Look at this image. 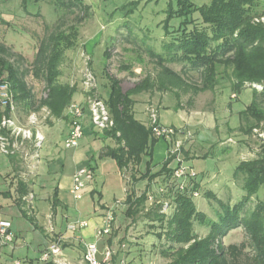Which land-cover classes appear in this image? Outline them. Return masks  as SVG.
<instances>
[{
    "label": "rangeland",
    "instance_id": "1",
    "mask_svg": "<svg viewBox=\"0 0 264 264\" xmlns=\"http://www.w3.org/2000/svg\"><path fill=\"white\" fill-rule=\"evenodd\" d=\"M84 1L90 5L91 14L79 25L76 45L65 50L63 60L59 64L60 75L55 79L57 84H67L76 89L71 102L59 117L53 115L46 105L28 111L16 104L15 124L23 131H29L30 136L23 137V132H20L16 139L12 135L10 137L13 145L9 146V150H14L17 156L15 157V174L10 178L15 177L28 185L30 193L25 196L21 207L29 216H34L38 225L44 232L46 231L49 244L37 249L38 243L46 240L43 231L35 227L31 219L24 216L16 205L18 192L15 186H10L8 192L11 196L8 197L2 192L7 188L2 190L4 187L2 188L0 184V209L8 210L11 207L9 211L14 214L8 215L7 218L12 223V227L19 231V235L14 233V239L11 242L0 243V264H14L16 260L20 262L19 264L42 263L37 258L54 238L51 236L54 212L51 207L47 209L44 200L35 199L36 197L48 198L52 191V178L45 174L49 170L45 164L48 142H57L58 146L62 147L60 134L70 123L69 107L72 103L81 104L79 100L74 99L76 95L83 92L85 98L90 94L91 98L101 99L105 104L107 74L119 78L124 91L133 87L144 77H149L153 87L133 95L135 116L149 125V112L156 110L160 124L172 126L178 130L175 138L181 142V155L186 164L195 169L198 175L197 180L201 183L200 194L193 200L198 210L216 219V212L221 211L222 203L233 205L244 201L242 214L247 217L259 201L264 202V184L255 194L247 196L242 190L241 178L235 180L232 177L238 161L254 158L264 149V120L259 121L247 132L245 129L249 121L240 113L253 99L254 91L257 93L264 91V80L254 82L263 85V89L254 88L248 84L249 82L243 81L240 91H235L232 85L234 79L231 69L224 70L222 66H218L216 86L213 89L196 90L193 86L202 85L201 70L192 68L188 64L170 62L168 66L177 71L184 81L172 85L168 81V76L162 73L161 66L148 54V49L164 53L167 51L164 45L171 41V35H166L162 26L169 0H137L135 7L128 4L132 0ZM192 1L202 4L209 0ZM260 3L264 5V0H260ZM37 12L39 15H36ZM262 15L264 13L255 16L252 21L264 26L261 20H255ZM192 16L196 18L198 13L195 12ZM56 18V11L47 0L38 2L0 0V44L20 54L23 58L19 64L22 68L29 69L38 42L46 33L44 23L53 25ZM72 22L73 19H67L66 25ZM179 23L180 18L173 17L169 22V29H176ZM87 71L94 77L92 89L91 86L87 88L84 84V74ZM25 80L34 94L36 103L47 97L48 89L41 78H35L31 73H27ZM105 129L95 128L93 135L97 140H99L97 133L103 136L102 132ZM39 136H42L41 142L45 150L42 151L43 158L39 157L42 162L38 164V169H33L38 158L34 153H37L36 149L40 144ZM165 140L161 138L156 148ZM104 144V149L118 145L112 137L105 138ZM26 153L33 154L34 158L24 160L22 156ZM1 157H7V155L0 151ZM99 157L102 159H96L99 167L96 177L97 190L100 192L98 194L103 193L101 202L108 206L106 210L112 213L114 223L110 234L103 237V242L102 239L97 241V257L102 258L101 248L105 243L115 252L114 263L123 260L126 264H167L173 259V255L165 256L163 252L168 243L166 237L164 235L159 237L158 233H163L164 230L159 226L158 221L150 222L144 215L145 210L152 205L146 203L144 210L133 215L126 213L127 205L124 202L126 193L133 190L136 195H139L147 187L146 180L134 181L133 175L138 173L134 171L135 168L131 164L124 170L123 176L121 175L124 187L122 189L120 182L112 180L113 173H107L109 163H113L115 173L114 160L101 155ZM103 164L107 168L106 173H101ZM141 167L143 169L144 165ZM0 172H3L2 169ZM103 182H105L104 186ZM158 187L157 182H152L148 191L158 195ZM31 194L34 196L33 202H36L39 213L36 212L35 205L36 211L29 206ZM94 200L95 203L100 200L97 194ZM72 201L75 202V206L70 203L67 212L60 213L59 216L63 217V220L56 229L64 230L66 222L76 220H86L89 225L92 223L96 214L90 196H83L81 199ZM172 210L171 207L164 206L167 217ZM194 231L203 237L207 234L208 228L195 221ZM78 232L79 230L75 234ZM108 238H110L109 242ZM245 239L243 228L238 227L231 229L221 241L224 245H228L238 244ZM65 241L62 239V258L69 264L64 258V254L69 252V249H64ZM17 247L20 249L18 250ZM30 248L32 250H29ZM250 255L251 251L247 248L240 258L246 259Z\"/></svg>",
    "mask_w": 264,
    "mask_h": 264
},
{
    "label": "trees",
    "instance_id": "2",
    "mask_svg": "<svg viewBox=\"0 0 264 264\" xmlns=\"http://www.w3.org/2000/svg\"><path fill=\"white\" fill-rule=\"evenodd\" d=\"M47 1L54 7L57 18L53 25L44 23L46 33L38 42L31 67L22 68L19 61L23 57L10 47L0 44V77L8 83L17 105L28 111L46 105L53 115L59 117L76 92L75 88L67 84L56 83L55 79L61 72L59 64L65 50L76 45L79 25L89 18L91 7L84 0ZM137 2L132 0L128 4L135 7ZM165 11L162 26L164 33L171 35V41L164 45L167 49L164 53L148 49V54L161 66L162 73L168 76L172 85L184 81L177 71L168 66L170 62L188 64L201 70L202 85L193 86L196 90L213 89L216 86L218 66L224 70L231 69L235 91H240L243 81L251 83L264 80V26L252 21L255 16L264 13V5L260 0H209L202 4L192 0H169ZM195 12L198 13L196 18L192 16ZM173 17H179L180 23L176 29L170 30L169 22ZM67 19H73V22L66 25ZM27 73L46 83L47 97L38 103L25 80ZM107 79L104 102L113 125L102 132V137H112L118 145L106 147L101 157L112 158L122 176L124 170L132 164L138 173L133 175L134 181L147 182L146 189L139 195L133 190L126 193L124 202L127 214L133 215L144 210L148 203V193H151L148 191L150 183L157 182L159 187H164L163 192L158 191V195H154V202L145 210L144 215L150 222L158 221L164 230L158 233L159 237L164 235L168 243L163 252L165 256L173 255L167 264H264V202L259 201L247 217L242 214L244 201L233 205L222 203L221 211L216 212V219L198 210L192 197L193 190L198 189L200 192L198 175L184 191H179L172 178L175 165L173 156L167 155L158 169L151 168L152 148L158 138L153 135L149 125L135 116L133 98V95L153 87L149 77H144L125 91L119 78L107 74ZM253 94L250 103L240 111L249 121L245 129L247 132L264 120V91H254ZM5 114L9 115L8 107ZM141 165H144L143 169ZM89 167L94 170L91 165ZM232 177L235 180L241 178V187L247 196L255 194L264 184V149L254 158L238 161ZM17 190L16 204L22 214L28 216L35 227L40 228L21 207L22 196L29 192L28 185L18 180ZM163 199L168 200V207L173 209L168 217L161 201ZM195 221L208 228L205 236L200 237L194 231ZM238 227L243 228L246 239L238 244L224 245L221 239L231 229ZM247 248L251 251L250 257L241 259L240 256ZM37 259L40 261L39 257ZM41 264L57 263L50 259Z\"/></svg>",
    "mask_w": 264,
    "mask_h": 264
},
{
    "label": "crops",
    "instance_id": "3",
    "mask_svg": "<svg viewBox=\"0 0 264 264\" xmlns=\"http://www.w3.org/2000/svg\"><path fill=\"white\" fill-rule=\"evenodd\" d=\"M74 99L79 100L80 103L82 104V106H85V98H84V94L83 92L80 95H76L74 97ZM6 111V107L0 105V118L5 114ZM159 113V112H158ZM9 115H10V111H9ZM8 116V115H7ZM11 116L14 118L15 116V111L13 113H11ZM159 118V116H158ZM95 128L93 127V125L90 122V118H89V113L88 110L85 108L84 111V117H83V136L79 139L78 144L75 146H70V147H66L64 145V141L66 139V137L68 136V133L70 131V123H68V125L65 128V131L62 132L60 134V144L62 147H59L57 144V142L54 141H50L47 144V148L48 151L45 152L46 153V157H45V164L48 167V171L47 173H45L46 175H49L52 178V191L50 194V197L48 196V198L42 199L39 197H36L35 199L39 200H44V202L47 204V209L49 207L52 208L53 212H54V218L52 220V225H51V236L54 235H61L63 237L64 240H66L65 242V248L64 249H69V252H66L64 254V258L65 260L68 261L69 264H84L83 262V252H84V248H85V244L93 241L94 239V232L95 229L101 224V219L102 216L106 213V209H108L107 205L103 202H101V199L103 197V193H100L97 190V180L96 177L98 176V171H99V167L97 164V160L96 159H102L99 157V155H101V153L104 150V142H105V138L102 137V135L100 133H97V137L99 138V140L96 139V136L93 135ZM3 133L6 134L5 131H2ZM92 136V138H91ZM16 139V137H14ZM160 139H158L159 141ZM158 141L154 144L153 148H152V156H151V168L152 170H156L160 167V165L166 160L167 158V152H168V141L165 140V142H163V144H161L158 148H156ZM39 146L37 150V153H34V155L36 154V156L38 157L37 160L34 163L33 169L37 168L41 162L43 158V153L42 151L45 150V148L43 147V142H39ZM35 150V151H36ZM1 151V150H0ZM3 152V151H1ZM7 155V157H1L0 158V169H2L3 172H0V184L2 185V190L6 191H2L4 192V196L6 195V193H8V197L11 196V193H9V189L10 186L14 187L17 189L18 187V180L14 177L13 179L10 178L11 175L15 174L14 170H15V157L16 153L14 150H10L8 152H3ZM30 153H26L25 156H22V158L24 160H28L29 158H34V155H30ZM40 157V158H39ZM107 158V157H104ZM115 162V161H114ZM30 164V163H29ZM92 166L94 167V181L88 183L85 187H83L80 190V198H75L74 194L72 193V185H73V175L75 173V171L80 168V167H84V166ZM29 166V165H28ZM141 167V166H140ZM38 169V168H37ZM106 167L103 164L102 166V172L101 173H106ZM114 171V165L113 163H109L108 166V172L113 173L112 176V180L120 182L119 184L122 186V189H124L123 187V183H122V178H121V174L117 169L116 166V171L115 173ZM32 172V171H31ZM11 173L8 177L6 176L7 174ZM116 177V178H115ZM20 180V179H19ZM103 182V186H104ZM201 185V183H200ZM117 186V185H116ZM96 191L93 192L92 191ZM18 192V190H17ZM30 193V191L25 194L24 196H22V200L24 202L25 200V196H27ZM1 193V195H3ZM96 194L98 195V198L100 199L98 202L95 203L94 197L96 196ZM83 196L88 197L90 196L93 205H94V211L96 216L93 218L92 223L89 225L88 221L87 225L81 229H79L78 234H75L71 231H69L67 229V225L68 223L66 222V227L64 230H60V229H56V227H59V225L62 223L63 217L60 218V213L61 212H67V207L71 204H73L75 206V202H73L72 200H77V199H81ZM18 198V196H17ZM34 196L33 194L30 195V202H29V206L32 207L35 210V206L37 208V211H39V208L36 204V202H33ZM1 204V202H0ZM17 205V204H16ZM22 205V203H21ZM35 205V206H34ZM18 206V205H17ZM11 208V207H10ZM9 208V209H10ZM9 209L7 210L5 209H0V217L3 219H6L8 221H10L7 217L8 215H12L14 213H11L9 211ZM23 209V208H22ZM76 209V208H75ZM45 211V210H44ZM27 212V211H26ZM63 212V214H64ZM39 213V212H38ZM20 214V213H19ZM66 218V216H64ZM34 222L38 225V223L36 222L34 216H33ZM39 226V225H38ZM40 227V226H39ZM11 229L12 231L16 234L19 235V231L16 230L15 228L12 227V223H11ZM54 229V233L53 232ZM39 230L43 231V234L45 235L46 240H41L40 243H38V247L37 249H40L42 246H47L49 244V239H48V235L46 233V231L44 232V230L40 227ZM19 241V240H18ZM103 242V239H102ZM106 244L103 243L102 246V251L105 249ZM18 248V247H17ZM20 248H18L19 250ZM29 250H32L31 248ZM115 252L113 251L112 254V259L115 260Z\"/></svg>",
    "mask_w": 264,
    "mask_h": 264
},
{
    "label": "built area",
    "instance_id": "4",
    "mask_svg": "<svg viewBox=\"0 0 264 264\" xmlns=\"http://www.w3.org/2000/svg\"><path fill=\"white\" fill-rule=\"evenodd\" d=\"M256 21L261 20L264 23V15L260 18H255ZM3 77V76H2ZM84 84L87 88L92 89L94 86V77L91 72L87 71L84 74ZM254 88L263 89V85L259 83H248ZM0 105L8 107L10 115H3L0 118V150L3 152H8L9 146L13 143L10 142V137H17L20 132H23V137H29V131H23L20 127L15 124L11 113L16 109V103L14 101L12 92L9 89L8 83L5 79L0 77ZM85 108L88 110L90 122L94 128L104 129L109 128L113 125V120L108 112L106 105L101 99L91 98L90 94L85 97V106L78 103H72L69 107L70 115V131L68 136L64 141L66 147L75 146L78 144L79 139L83 136V117ZM149 126L152 129V133L158 139L164 138L170 143L168 146L167 155L173 156V161L175 163L172 178L174 180L175 186L179 191H184L186 186L196 178L197 173L192 166L186 164L184 158L181 155V142L176 140L175 136L178 134L172 126H165L159 123L158 114L156 110H151L149 112ZM2 131H5L3 133ZM10 135V136H9ZM39 142L42 140V136H39ZM39 146V145H38ZM94 173L93 170L88 167L78 168L73 175V185L72 193L75 198H80V190L85 187L88 183L93 181ZM164 187H159L158 191L163 192ZM199 190L195 189L192 191V197L195 198L199 196ZM148 203L152 204L154 202V195L148 193ZM163 201V205L168 206V200ZM117 202V201H116ZM119 202V201H118ZM114 223V217L110 211H107L102 219L101 224L95 229L94 240L85 244L83 252L84 264H126L123 260L119 263H114L112 261L113 249L106 245L105 249L102 251V258L97 257V241L103 239L105 235L110 234ZM87 222L85 220H76L75 222H70L67 225V229L73 233L79 229L85 227ZM53 241L50 245L40 253L39 259L42 262L52 259L53 262L57 264H67L63 258V252L61 248L62 239L61 235H54ZM14 239V232L11 229L10 221L0 217V243H8ZM20 262L16 260L14 264H19Z\"/></svg>",
    "mask_w": 264,
    "mask_h": 264
}]
</instances>
